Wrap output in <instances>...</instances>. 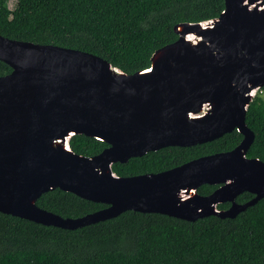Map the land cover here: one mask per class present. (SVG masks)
Returning <instances> with one entry per match:
<instances>
[{
    "label": "water",
    "instance_id": "95a60500",
    "mask_svg": "<svg viewBox=\"0 0 264 264\" xmlns=\"http://www.w3.org/2000/svg\"><path fill=\"white\" fill-rule=\"evenodd\" d=\"M146 70L125 74L95 55L0 35V213L73 231L126 211L186 222L234 219L264 199V162L248 158L254 140L245 117L264 88V0H224L212 20L173 27ZM236 130L230 151L159 173L117 177L115 163L167 147H192ZM108 146L85 157L69 140ZM202 185L217 186L207 196ZM59 189L106 207L62 218L36 206ZM249 193L244 204L237 196ZM229 203L226 210L217 206Z\"/></svg>",
    "mask_w": 264,
    "mask_h": 264
},
{
    "label": "trees",
    "instance_id": "16d2710c",
    "mask_svg": "<svg viewBox=\"0 0 264 264\" xmlns=\"http://www.w3.org/2000/svg\"><path fill=\"white\" fill-rule=\"evenodd\" d=\"M223 9L224 0H0V35L86 52L133 74L148 69L151 55L177 39L175 25L209 21ZM10 72L0 61V77ZM260 92L246 112L245 123L254 133L246 156L264 162ZM241 139L234 130L202 145L167 147L115 163L112 171L117 177L159 173L230 151ZM107 146L83 135L69 140L70 150L85 157ZM216 188L202 185L197 193L207 196ZM252 198L243 193L235 202L244 204ZM36 206L62 218H79L106 207L59 189L42 194ZM0 264H264V199L234 219L209 216L186 222L126 211L73 231L0 213Z\"/></svg>",
    "mask_w": 264,
    "mask_h": 264
},
{
    "label": "rangeland",
    "instance_id": "374dc122",
    "mask_svg": "<svg viewBox=\"0 0 264 264\" xmlns=\"http://www.w3.org/2000/svg\"><path fill=\"white\" fill-rule=\"evenodd\" d=\"M11 7H12V3H10V8H11ZM258 91L260 92V90H258ZM258 91H257V92H258ZM259 92H258V93H259ZM259 96H260V98H261L262 100H264V91H261L260 94H259Z\"/></svg>",
    "mask_w": 264,
    "mask_h": 264
},
{
    "label": "built area",
    "instance_id": "2783aa9c",
    "mask_svg": "<svg viewBox=\"0 0 264 264\" xmlns=\"http://www.w3.org/2000/svg\"><path fill=\"white\" fill-rule=\"evenodd\" d=\"M258 92H259V91H258ZM258 92H257V91H256V93L254 92L253 95H254V94L256 95Z\"/></svg>",
    "mask_w": 264,
    "mask_h": 264
},
{
    "label": "flooded vegetation",
    "instance_id": "af4514ba",
    "mask_svg": "<svg viewBox=\"0 0 264 264\" xmlns=\"http://www.w3.org/2000/svg\"><path fill=\"white\" fill-rule=\"evenodd\" d=\"M264 89V88H263ZM229 204V203H228ZM229 207V206H228ZM227 209V208H226ZM226 209H224V210H226Z\"/></svg>",
    "mask_w": 264,
    "mask_h": 264
}]
</instances>
